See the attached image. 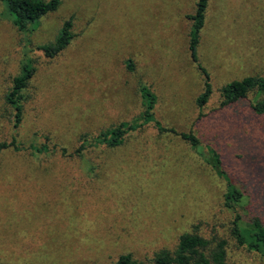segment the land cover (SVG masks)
Segmentation results:
<instances>
[{
  "label": "rangeland",
  "instance_id": "rangeland-1",
  "mask_svg": "<svg viewBox=\"0 0 264 264\" xmlns=\"http://www.w3.org/2000/svg\"><path fill=\"white\" fill-rule=\"evenodd\" d=\"M195 4L61 0L33 32H20L0 1V144L15 140L20 147L0 150V264H115L127 253L147 264L160 250L174 251L186 232L225 239L226 264H264L236 245L224 183L178 136L148 124L119 147L87 151L95 167L89 174L79 158L58 151L72 152L82 135L135 118L143 110V86L156 96L154 115L164 127L192 131L237 183L264 198V118L249 109L255 91L211 113L224 84L264 78V0H209L198 63L191 59L186 18ZM68 18L74 38L46 57L37 47L52 43ZM27 62L34 72L16 126L5 96ZM198 64L212 88L201 109ZM199 112L205 117L196 121ZM44 144L49 152L33 156L29 146Z\"/></svg>",
  "mask_w": 264,
  "mask_h": 264
},
{
  "label": "trees",
  "instance_id": "trees-1",
  "mask_svg": "<svg viewBox=\"0 0 264 264\" xmlns=\"http://www.w3.org/2000/svg\"><path fill=\"white\" fill-rule=\"evenodd\" d=\"M3 5V14L12 25L20 32H33L38 27L42 17L55 12L61 0H0ZM209 0H196L195 11L186 16L191 21L189 51L194 63H198L196 48L199 40V33L204 25L205 13ZM74 38L72 32V19L68 18L62 24L52 43L40 45L41 50L48 58L59 55ZM129 70L132 65L127 63ZM198 70L203 75V90L196 98V105L201 109L208 101L212 88L209 82V75L206 70L198 64ZM34 69L30 62L21 68L19 75L12 80V87L6 94L5 100L14 110V123L16 126L21 122L23 90L27 87ZM255 91L254 100L250 103V112L258 119L264 118V78L261 76H248L240 80H232L220 88L221 101L217 109L211 111L215 113L229 107L238 105L247 99L250 92ZM141 105L143 110L132 120L120 122L116 126L107 128L99 132L96 136L89 137L82 135L81 141L72 152L60 147L59 153L63 157H77L87 168L88 174L95 170L90 161L85 158L86 152L101 146L105 148H116L124 143L127 136L137 132L148 124H152L159 133H171L186 141L191 150L199 159L207 165L214 175L225 185L223 193V206L232 215L230 222V234L240 248L248 252L258 254L264 260V198H259V193L250 186L237 183L234 176L229 174L224 166L222 157L212 148L202 146L199 139L192 131L177 132L174 128L164 127L155 117L154 108L156 106V96L145 87L139 88ZM262 97L261 99H259ZM205 117L198 113L196 121ZM47 140L48 138L45 137ZM11 148L19 151V146L15 140L9 144H0V150ZM53 150L58 148L53 144ZM29 149L33 156L37 154H47L49 146L46 144L36 147L30 145ZM225 239L207 240L195 232L183 233L178 240L174 251L166 249L154 254L150 263L147 264H226ZM115 264H145L133 259L132 255H120Z\"/></svg>",
  "mask_w": 264,
  "mask_h": 264
},
{
  "label": "crops",
  "instance_id": "crops-1",
  "mask_svg": "<svg viewBox=\"0 0 264 264\" xmlns=\"http://www.w3.org/2000/svg\"><path fill=\"white\" fill-rule=\"evenodd\" d=\"M33 167H43L42 165H32Z\"/></svg>",
  "mask_w": 264,
  "mask_h": 264
}]
</instances>
